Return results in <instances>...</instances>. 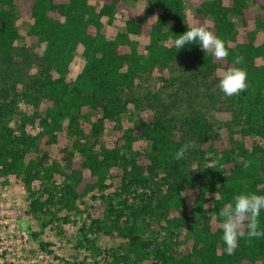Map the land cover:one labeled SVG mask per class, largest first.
Masks as SVG:
<instances>
[{"label": "trees", "instance_id": "16d2710c", "mask_svg": "<svg viewBox=\"0 0 264 264\" xmlns=\"http://www.w3.org/2000/svg\"><path fill=\"white\" fill-rule=\"evenodd\" d=\"M97 1L101 4L90 0H0V170L6 176H24L33 210L48 204V200L35 197L31 188L37 178L53 182L56 176L63 177L62 199L73 206L76 199L108 186L105 181L115 168L114 177L119 179L121 175L122 181L147 184L160 178L167 185L164 204L174 212L181 211L186 198L199 202L197 210L204 212L207 197L215 195V222L203 220L193 227L192 251L181 252L179 243L171 240L162 244L150 240L140 246V239L130 229L126 230L128 246L118 248L112 255L105 254V259L112 256L109 264H264L258 260L264 259V237L251 242L241 238L233 254H227L218 215L219 209L234 203L235 195H264V147L248 146L240 137L224 135L200 107L182 116L168 117L160 111L141 117L132 126L120 125L130 103L139 104L134 87L141 76L156 69L171 73L173 66L180 64L187 76H171L172 81L182 78L197 86L208 80L218 84V70L235 66L247 71L248 88L239 96L227 97V110L234 121L244 124V136L254 132L264 137V39L257 43L252 34L248 41L231 44L237 34L231 14L241 15L244 22L255 18L264 31V0H192L197 23L206 24L229 50L228 58L220 61L199 44H186L179 51L171 46V41L186 32L190 24L185 0H153L163 8L155 22L139 21L128 0ZM251 1L259 5L258 14L252 12ZM18 6L23 15L33 20L28 30L29 45L16 43L20 36L15 26ZM120 10L127 13L126 30L115 37L109 34L104 19L112 22ZM80 45L85 62L70 81L68 73ZM237 53L245 57L243 64H234ZM20 67L28 80L22 75L14 76V70ZM16 82L39 94L44 112L29 118L41 125L37 133L27 131L29 121L23 120L19 133L9 135L13 136L10 140L5 137L9 129L4 121ZM147 104L153 106L149 99ZM93 110L101 115L98 121L118 123L115 147L99 146L101 123L91 121L92 134L81 128V116ZM64 119L68 120L67 126ZM63 131L76 139L73 149L63 148L57 160L51 150ZM142 138L150 142V150L133 148ZM185 144L194 146L183 159H173ZM246 160L253 162L248 169L243 167ZM192 162L210 163V182L196 183ZM259 221L264 231V210ZM122 248L136 251L137 257L131 258Z\"/></svg>", "mask_w": 264, "mask_h": 264}, {"label": "rangeland", "instance_id": "374dc122", "mask_svg": "<svg viewBox=\"0 0 264 264\" xmlns=\"http://www.w3.org/2000/svg\"><path fill=\"white\" fill-rule=\"evenodd\" d=\"M90 2L101 4L97 0ZM128 4L135 8L141 22H155L163 11V8L153 0H128ZM250 4L252 12L258 14L259 5L252 1ZM185 10L189 23L197 22L192 0H185ZM126 18L125 10L118 11L112 22L105 18L109 34L116 37L121 31L126 30ZM231 18L236 23L237 30L231 44L248 41L252 34L255 35L257 43L263 41L264 31L257 26L255 18L247 22H244L241 15L231 14ZM32 22L29 16L23 15L18 6L15 26L20 34L16 41L19 46L29 45L28 30ZM209 22L211 23V19ZM138 38L143 39L140 36ZM82 51L83 47L80 45L72 69L68 73L70 81H74L85 62ZM183 67L177 64L173 66L171 73L156 69L149 75L141 76L134 87L139 104L130 103L128 110L121 116L120 125L132 126L141 117L158 114L160 111L168 114V117L182 116L200 107L224 135L240 137L248 146L256 144L264 147V137L254 132H246L244 136L242 133L244 124L232 119L230 111L227 110V97L220 91L219 83L213 84L208 80L197 86L182 81V78L172 81L171 76H187L186 73L183 74ZM21 68L14 70V76L25 77L24 69ZM0 75L2 77V74ZM6 78L8 80L10 76ZM28 78L26 76L25 80ZM19 84L14 83L12 89L9 85L11 100L7 104L4 121L9 129L8 132L5 131L6 139L13 137L9 135L19 133V125L23 120L29 121L33 115L44 112V103L42 104L39 94L35 90L27 89V85H23L22 82ZM148 99L152 102V107L147 104ZM100 117L101 115L94 110L82 115L81 128L92 134L91 121L101 123L103 131L97 134L99 146L115 147L118 123L109 119L98 121ZM63 121L67 126L68 120ZM25 126L31 133H37L41 129L38 122L29 121ZM75 139L76 136L66 131L61 132L52 147V157L59 160L63 148L72 150ZM133 148L150 150L151 144L142 138L134 143ZM192 165L197 184L201 181L210 182L207 174L209 162L202 165L192 162ZM110 172L111 175L105 181L108 186L76 199L73 206H69L65 199H62L63 177L56 176L53 182L37 178L32 182L31 188L35 197H40L42 201L48 200V204L44 209L33 210L30 206L29 185L24 176L16 174L6 176L0 170V264H109L112 256L105 259V254L112 255L118 248L128 246L126 230L130 229L140 239V246H144V243L150 240L159 244L164 240H171L179 243L181 252L184 249L192 251L195 240L193 227L203 220L215 222L213 208L215 195L207 197L204 212L197 210L199 202L187 198L185 204L181 205V211L174 212L164 204L163 195L167 185L162 184L160 178L147 184H139L129 179L122 181L121 175L119 179L114 177L117 174L116 168ZM184 196L187 197V192H184ZM120 214L122 215L118 218ZM121 250L128 251L126 248ZM149 250L150 248H147L146 251ZM127 254L133 259L137 257L136 251L133 250H129ZM258 260L264 262L263 258Z\"/></svg>", "mask_w": 264, "mask_h": 264}, {"label": "clouds", "instance_id": "9594fccd", "mask_svg": "<svg viewBox=\"0 0 264 264\" xmlns=\"http://www.w3.org/2000/svg\"><path fill=\"white\" fill-rule=\"evenodd\" d=\"M187 29L186 32L171 41L172 47L179 51L186 44H199L204 52L211 54L218 61L228 58L229 50L224 40L215 35L206 24L194 22L189 24ZM244 61L245 57L239 53L234 56L235 65L243 64ZM217 76L219 78L218 87L226 97L239 96L248 88V74L244 68L227 67L218 70ZM193 146L192 144H185L176 151L173 159H183L185 153ZM252 163L251 160L244 161V169H248ZM233 200L234 203L226 204L218 212L221 219V239L226 245V252L229 255L233 254L239 246L241 238H246L247 242H251L253 239L264 237V231L260 230L259 221L261 211L264 210V195L241 193L235 195Z\"/></svg>", "mask_w": 264, "mask_h": 264}]
</instances>
